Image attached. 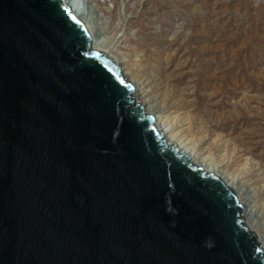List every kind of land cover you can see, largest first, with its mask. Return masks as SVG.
<instances>
[{
  "label": "water",
  "instance_id": "water-1",
  "mask_svg": "<svg viewBox=\"0 0 264 264\" xmlns=\"http://www.w3.org/2000/svg\"><path fill=\"white\" fill-rule=\"evenodd\" d=\"M91 45L63 0H0V264H264L235 191Z\"/></svg>",
  "mask_w": 264,
  "mask_h": 264
},
{
  "label": "rangeland",
  "instance_id": "rangeland-1",
  "mask_svg": "<svg viewBox=\"0 0 264 264\" xmlns=\"http://www.w3.org/2000/svg\"><path fill=\"white\" fill-rule=\"evenodd\" d=\"M97 2L113 11L109 47L124 70L264 202V0Z\"/></svg>",
  "mask_w": 264,
  "mask_h": 264
},
{
  "label": "bare ground",
  "instance_id": "bare-ground-1",
  "mask_svg": "<svg viewBox=\"0 0 264 264\" xmlns=\"http://www.w3.org/2000/svg\"><path fill=\"white\" fill-rule=\"evenodd\" d=\"M70 8L71 13L82 21L92 38L93 49L100 50L114 59L124 78L134 85L133 96L139 104L143 105L144 111L155 118V127L166 142L172 147L178 148L180 153L188 158L197 166L203 167L207 172L219 175L226 184L231 187L238 196L243 208L241 216L244 223L257 236L264 249V202H259V194L255 188V182L246 181L240 176H230L220 169L218 163L207 158L202 151H198L194 143L188 140L184 129L176 130L182 125L179 121L165 115L163 108H159V102L151 96L148 85L144 82L132 79L129 72L125 71L122 62L110 49V38L107 36L108 27L112 24L105 17L113 11L108 8H101L97 0H63Z\"/></svg>",
  "mask_w": 264,
  "mask_h": 264
}]
</instances>
